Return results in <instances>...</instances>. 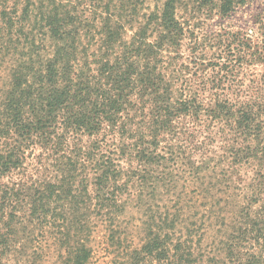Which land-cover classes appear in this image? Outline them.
I'll use <instances>...</instances> for the list:
<instances>
[{
  "label": "trees",
  "instance_id": "obj_1",
  "mask_svg": "<svg viewBox=\"0 0 264 264\" xmlns=\"http://www.w3.org/2000/svg\"><path fill=\"white\" fill-rule=\"evenodd\" d=\"M192 1L226 20L251 0ZM260 1L256 30L200 38L185 0H0V209L156 210L128 264H264ZM34 150L51 180L24 173ZM89 241L71 264H90Z\"/></svg>",
  "mask_w": 264,
  "mask_h": 264
},
{
  "label": "rangeland",
  "instance_id": "obj_2",
  "mask_svg": "<svg viewBox=\"0 0 264 264\" xmlns=\"http://www.w3.org/2000/svg\"><path fill=\"white\" fill-rule=\"evenodd\" d=\"M163 2L164 0H148L147 9L153 11L158 6L161 7ZM192 4V0H185L179 10V16L189 21L191 29L200 38L210 37L222 29L250 33L257 29L256 17L263 8L262 1L251 0L245 7L239 8L231 18L223 20L218 15L195 14ZM9 68V64L0 63V95L5 89ZM29 154L24 173L35 172L41 182L51 180L55 175L53 167L48 162L38 165L40 151L34 150ZM39 167L41 173H37ZM20 178L14 177L17 181ZM82 211L86 210L32 217L28 207L22 203L15 205L14 209L1 208L0 232L8 234L10 231V236L7 245L4 244L0 248V264H71V255L78 248L80 237L88 234V247L92 250L90 264H128L131 250L141 248L149 234L150 217L155 215L153 212L158 215L156 210L147 212L144 208L135 206L118 213H110L108 216L90 214L88 210L87 213ZM10 214L17 216L12 224L8 221ZM155 225H160V222L157 220ZM152 229L153 238L162 234L159 229ZM167 234L169 236L167 235L165 243L169 255H172L174 240L169 231ZM212 234L214 238L217 237L216 232ZM208 237L212 242L211 233ZM162 259L163 257L153 259L152 264H166Z\"/></svg>",
  "mask_w": 264,
  "mask_h": 264
}]
</instances>
